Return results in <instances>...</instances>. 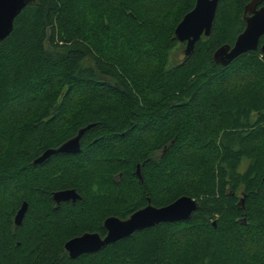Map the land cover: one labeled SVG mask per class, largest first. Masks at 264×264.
Listing matches in <instances>:
<instances>
[{
	"label": "trees",
	"instance_id": "1",
	"mask_svg": "<svg viewBox=\"0 0 264 264\" xmlns=\"http://www.w3.org/2000/svg\"><path fill=\"white\" fill-rule=\"evenodd\" d=\"M250 1L220 0L186 57L174 30L195 0H35L16 16L0 41V264H264V56L212 58ZM89 124L79 153L34 163ZM66 189L80 199L56 205ZM181 196L197 204L185 221L64 249Z\"/></svg>",
	"mask_w": 264,
	"mask_h": 264
},
{
	"label": "water",
	"instance_id": "2",
	"mask_svg": "<svg viewBox=\"0 0 264 264\" xmlns=\"http://www.w3.org/2000/svg\"><path fill=\"white\" fill-rule=\"evenodd\" d=\"M35 0H0V41L8 37L13 28L16 16ZM220 0H195L194 7L186 13L174 30V37L179 43H184L183 55L189 56L195 43L201 36L208 37L211 33L218 2ZM264 0H251L244 7L243 31L236 37L232 46L222 45L217 48L212 58L215 63L227 66L241 54L256 51L264 56V41L259 46V40L264 39ZM260 6V7H259ZM92 127L91 124L78 130L77 134L65 141L56 149L46 150L34 163H41L54 154H77L80 151V139ZM135 175L141 179L139 165L136 166ZM80 196L74 189L59 190L52 193L53 202L58 205L63 202H75ZM196 201L188 196H181L161 207H154L148 203L142 209L132 213L127 219L120 220L109 216L103 220L106 235L101 238L97 233H84L81 236L69 239L64 244V249L70 259H75L83 254L95 253L104 246L129 237L136 231L151 228L161 223H176L187 220L196 210ZM27 203L22 202L16 211L13 222L20 226Z\"/></svg>",
	"mask_w": 264,
	"mask_h": 264
},
{
	"label": "rangeland",
	"instance_id": "3",
	"mask_svg": "<svg viewBox=\"0 0 264 264\" xmlns=\"http://www.w3.org/2000/svg\"><path fill=\"white\" fill-rule=\"evenodd\" d=\"M184 47H185V45H184ZM183 50H184V48H183ZM182 50V51H183ZM182 51L180 50L179 51V58H182ZM25 97H29V95H25ZM160 155V151H158L157 153H156V156H159ZM117 178V177H116ZM120 180V178L118 177L116 180ZM10 193H13L12 191H9Z\"/></svg>",
	"mask_w": 264,
	"mask_h": 264
},
{
	"label": "flooded vegetation",
	"instance_id": "4",
	"mask_svg": "<svg viewBox=\"0 0 264 264\" xmlns=\"http://www.w3.org/2000/svg\"><path fill=\"white\" fill-rule=\"evenodd\" d=\"M260 7V6H259ZM148 204V203H147ZM143 208V207H142ZM142 208H140V209H142ZM86 233H92V232H86Z\"/></svg>",
	"mask_w": 264,
	"mask_h": 264
}]
</instances>
